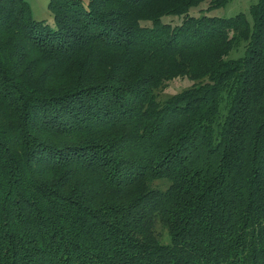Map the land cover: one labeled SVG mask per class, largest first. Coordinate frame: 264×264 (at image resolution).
I'll return each mask as SVG.
<instances>
[{
  "label": "trees",
  "instance_id": "16d2710c",
  "mask_svg": "<svg viewBox=\"0 0 264 264\" xmlns=\"http://www.w3.org/2000/svg\"><path fill=\"white\" fill-rule=\"evenodd\" d=\"M228 2L0 0V264H264V0L190 12Z\"/></svg>",
  "mask_w": 264,
  "mask_h": 264
},
{
  "label": "rangeland",
  "instance_id": "374dc122",
  "mask_svg": "<svg viewBox=\"0 0 264 264\" xmlns=\"http://www.w3.org/2000/svg\"><path fill=\"white\" fill-rule=\"evenodd\" d=\"M49 1L50 0H28L32 14L34 18L39 20H45L49 25L55 26L54 16L51 10L49 9ZM257 0H229L225 6L207 9V6L200 8L201 5L195 6L190 9V12L199 14L201 12H206L212 15H219L230 17L234 16L238 13H245L248 20L253 23V18L250 12L251 5L255 3ZM204 9V10H203ZM176 17L177 21H180V16H170ZM239 45V46H238ZM244 52V43L236 42L232 47V51H230L229 57H237L238 55L243 54ZM194 83V80L187 76L175 77L173 79L168 80L163 84L158 90V97L162 100L170 97L174 93L185 90L187 87L191 86ZM157 230L161 232V240L163 243H169L171 240V236L169 231L164 228L161 224L157 225Z\"/></svg>",
  "mask_w": 264,
  "mask_h": 264
}]
</instances>
